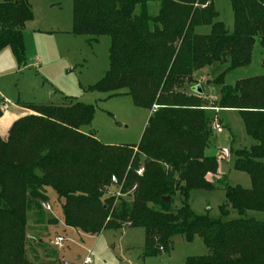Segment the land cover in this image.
I'll return each mask as SVG.
<instances>
[{
  "label": "trees",
  "instance_id": "1",
  "mask_svg": "<svg viewBox=\"0 0 264 264\" xmlns=\"http://www.w3.org/2000/svg\"><path fill=\"white\" fill-rule=\"evenodd\" d=\"M149 1L72 0L71 32L89 41L110 39L108 70L88 89L124 90L150 114L138 143L114 145L82 131L93 120L91 104L23 105L31 113L13 121L5 140L0 137V264H37L25 254V203L27 195L45 199L46 187L64 197L68 227L90 235L142 228L145 256L169 250L179 234L187 242L200 237L208 250L185 264H264V217L249 213H264V74L232 85L223 81L228 71L251 63L256 41L264 49V0H229L231 32L214 21L213 0H157L155 16L148 14ZM32 18L27 0H0V51L9 47L19 65L25 63L22 30ZM200 24H210V33L197 34ZM214 64L226 68L215 81L220 92L211 106L236 111L254 141L232 154L249 188L229 185L219 175L220 160L205 153L212 118L201 85L192 94L182 91L196 71ZM113 179L124 181V190L135 185L133 199H102ZM193 190L224 192L218 217L191 209ZM176 195L181 205L174 208ZM230 210L237 216L229 218Z\"/></svg>",
  "mask_w": 264,
  "mask_h": 264
},
{
  "label": "rangeland",
  "instance_id": "2",
  "mask_svg": "<svg viewBox=\"0 0 264 264\" xmlns=\"http://www.w3.org/2000/svg\"><path fill=\"white\" fill-rule=\"evenodd\" d=\"M31 6L33 18L23 27L22 35L25 49V63L19 65L11 49L0 52V101L1 110L12 109L14 115H20L22 106L61 105L69 99L94 106V117L90 125L82 127L105 144H136L139 142L147 122L148 111L136 107L124 90L118 95L91 91L89 86L99 82L109 67L108 36L89 41V37L77 35L72 29V0H27ZM218 16L214 21H221L225 28L233 30V12L229 0H213ZM159 2L151 0L147 5L150 16L157 15ZM210 24L196 26L199 35L210 33ZM264 49L256 41L252 51V60L248 66L228 71L224 75V85H232L236 80L264 74ZM226 64H214L198 70L193 75V82L186 83L182 91L194 93L193 86L199 84L203 89L201 100L207 115L221 123V133L211 132L210 143L205 153L220 152L219 175L231 186L249 188L250 178L233 168L232 154L238 149L248 148L254 141L245 133L243 123L236 111L221 112L212 103L217 100L220 86L216 84L218 75ZM71 103V102H70ZM25 114H30L24 110ZM13 123V122H12ZM12 125V124H11ZM212 126V125H211ZM10 129V128H9ZM92 133V134H91ZM87 134V133H86ZM7 138V137H6ZM232 145L221 146L226 143ZM142 170L143 166L137 169ZM209 179L213 177L209 176ZM120 185H105L102 199L114 196L125 200L133 199L135 185L123 189ZM44 198L26 196L24 230L25 254L37 264H82L85 258L90 264H185L189 256L208 253L200 237L191 242L176 234L172 237L169 250H161L152 256L143 255L145 244L142 228L124 227L120 230L105 229L97 235H90L65 225L61 206L64 197H59L50 187L43 189ZM225 200L222 190H193L189 195L191 209L198 214L208 212L211 217L219 216V206ZM45 204V205H44ZM44 205V206H43ZM181 205L176 195L173 207ZM46 206H49L47 208ZM258 217L264 213L249 212ZM235 211L229 212L236 217ZM62 237L61 248L54 245L55 239Z\"/></svg>",
  "mask_w": 264,
  "mask_h": 264
},
{
  "label": "crops",
  "instance_id": "3",
  "mask_svg": "<svg viewBox=\"0 0 264 264\" xmlns=\"http://www.w3.org/2000/svg\"><path fill=\"white\" fill-rule=\"evenodd\" d=\"M157 1V0H156ZM150 2V1H149ZM148 2V3H149ZM148 5V4H147ZM148 11V10H147ZM136 12H138V8H136ZM6 48H8V47H5V48H3L2 49V51L3 50H5ZM1 52V51H0ZM24 110H27V109H21V113H20V115H14V113H13V111H12V109H10V108H7V110H3V115L1 116V118H0V137L3 139V140H5L6 139V137H7V135H8V130H9V128H10V126H11V124H12V122L14 121V120H16L18 117H20V116H23V115H25V113H24ZM29 111V110H28ZM148 111V110H147ZM228 111H234V110H232V109H223V110H221V112H228ZM31 112V111H30ZM149 114H150V112L148 111V117H149ZM148 117H147V119H148ZM147 123V122H146ZM224 124H225V128L223 129V130H228V132H229V137H231V134H233L232 133V131H231V129H230V127L229 126H227L226 125V122H224ZM145 126H146V124H145ZM145 128V127H144ZM83 131V130H82ZM84 133H89V132H86V131H83ZM223 132V131H222ZM92 134V133H91ZM93 135V134H92ZM230 139V143H226V144H223V145H221V146H224V147H228V146H230V145H232V139L231 138H229ZM226 149V148H225ZM222 150V149H221ZM218 151V152H214V153H209L208 155H213V156H215V157H217L218 155H219V153L220 152H222V151Z\"/></svg>",
  "mask_w": 264,
  "mask_h": 264
},
{
  "label": "built area",
  "instance_id": "4",
  "mask_svg": "<svg viewBox=\"0 0 264 264\" xmlns=\"http://www.w3.org/2000/svg\"><path fill=\"white\" fill-rule=\"evenodd\" d=\"M211 125H212V126H211V130H212L213 132H216V133H221V132L223 131V129H224V126H223L221 123L217 122V121H215V122L212 123ZM141 172H142V170H139V171H138V174H141ZM44 205H45V204H44ZM44 205H43V206H44ZM46 207L49 208V206H46ZM63 242H64V240H63L62 237H57V238L55 239L54 245H55L56 247H58V248H61V247L63 246ZM90 263H91V259H90L89 257H87V258H85V260L83 261L82 264H90ZM63 264H67V263H63Z\"/></svg>",
  "mask_w": 264,
  "mask_h": 264
},
{
  "label": "water",
  "instance_id": "5",
  "mask_svg": "<svg viewBox=\"0 0 264 264\" xmlns=\"http://www.w3.org/2000/svg\"><path fill=\"white\" fill-rule=\"evenodd\" d=\"M197 92H198V93H201V92H202L199 86H197ZM221 151H224V153H226V149H223V150H221ZM112 184H113V185H116V181H115V179H113ZM162 201H163V202H169V198H168V197L162 198Z\"/></svg>",
  "mask_w": 264,
  "mask_h": 264
}]
</instances>
